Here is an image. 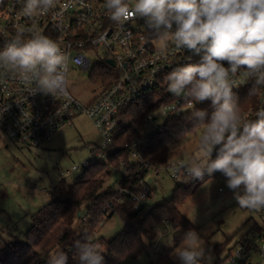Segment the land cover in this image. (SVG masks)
Segmentation results:
<instances>
[{"label": "clouds", "instance_id": "clouds-1", "mask_svg": "<svg viewBox=\"0 0 264 264\" xmlns=\"http://www.w3.org/2000/svg\"><path fill=\"white\" fill-rule=\"evenodd\" d=\"M55 6L56 0H24L23 14H45ZM105 8L113 21L144 18L161 49L173 41L177 48L200 57L167 75L168 90L184 94L194 117L203 121L208 113L192 101H210L213 109L201 137L202 152L187 170L196 178L205 171L220 172L241 208H264V109L254 120L245 118L233 91L239 87L234 77L242 66L243 76L254 82L250 96L264 86V0H135L131 7L128 0H105ZM25 33L30 34L26 40ZM66 61L59 44L34 28H18L16 38L0 50V66L19 70L23 80L35 81L46 94L63 90ZM99 247L85 244L80 260L101 264ZM175 251L182 264H198L204 254L201 236L189 231L183 247Z\"/></svg>", "mask_w": 264, "mask_h": 264}, {"label": "built area", "instance_id": "built-area-1", "mask_svg": "<svg viewBox=\"0 0 264 264\" xmlns=\"http://www.w3.org/2000/svg\"><path fill=\"white\" fill-rule=\"evenodd\" d=\"M134 2L128 0L130 7ZM23 7L24 0H0V42L4 45L11 43L20 27L34 28L55 40L67 57L63 71L65 84L58 94H46L38 89L35 81L23 80L19 70L0 66V131L10 140L23 146L38 147L54 131L71 125L72 120L82 113L92 121L102 138L101 144L92 149L91 155L104 158L116 136L123 130L122 112L139 101L146 92L164 91L170 99L146 113L140 123L132 121V116L126 119L137 132L124 147L131 161L140 162L153 136L169 118L194 110L184 94L177 96L168 90L167 75L176 67L197 63L200 57L177 48L173 41L161 49L155 34L146 29L144 18L134 17L123 23L113 21L105 8V0H56V6L47 13L31 17L23 14ZM29 35L25 33L22 39L26 40ZM93 50H99L104 55L97 65L102 67L107 64L111 69L108 81L103 82L102 75L99 77L102 88L98 94L88 104H83L68 92L66 77L70 65L89 68L92 62L88 53ZM188 56H192V59L188 60ZM243 71L242 66L234 77L239 85L234 91L254 83L243 76ZM257 96L256 106L242 113L249 120L256 119L257 111L264 109V86ZM192 104L197 108L201 103L192 101ZM104 150L108 153H104ZM166 166H169L173 179L178 177L180 170L189 175L181 161ZM120 167L126 173L123 161H120ZM153 168L158 170L159 165ZM215 176L226 183V177L220 172H215ZM218 190L221 191L222 187L219 186ZM125 193L130 194L135 207H142L146 211L152 207L146 205L150 187L144 179L135 189L125 190ZM256 211L264 215V208ZM163 222L167 223L166 220ZM261 227V230L245 234L222 264H264V224Z\"/></svg>", "mask_w": 264, "mask_h": 264}, {"label": "rangeland", "instance_id": "rangeland-1", "mask_svg": "<svg viewBox=\"0 0 264 264\" xmlns=\"http://www.w3.org/2000/svg\"><path fill=\"white\" fill-rule=\"evenodd\" d=\"M88 54L91 66L84 69L70 65L66 77L68 92L83 104H88L102 88L101 80L95 78L94 73L100 71L101 67L97 64L104 55L99 50ZM72 121L71 125L54 131L38 147L23 146L0 131V247L11 240H23V234L31 223V215L51 201L52 197H57L60 191L65 192L83 172L84 162H105L106 156L100 158L91 155L92 149L102 141L92 121L82 113ZM204 130L205 126H202L196 134L188 135L172 145L168 150L167 163L155 164L159 165L158 170L153 168L155 165L150 167L144 176V181L150 187L146 205L154 206L170 199L178 184H192L194 175H186L180 170L178 177L173 179L169 166L165 165L181 161L186 167L200 156ZM218 148L219 145L213 152H217ZM107 151L104 150V153ZM122 174L123 169L119 167L106 178L103 186L117 187ZM219 186L222 187L221 191L218 190ZM192 188L178 208L202 238L204 254L198 259V264H220L233 244L245 234L255 232L254 224H264V215L256 210L241 208L233 191L227 188L226 183L220 182L215 173L209 175L205 171ZM150 227H153V236L146 241L145 250L137 257H125L118 264H182L175 250L183 247L186 236L176 244V229L171 223H164L163 220L155 222L149 218L145 228ZM122 228V219L113 214L88 234L85 223L78 225L77 232L82 233L88 242H93L97 238L110 240ZM56 259V253L51 251L43 255L42 263L62 264ZM77 264L88 262L80 261Z\"/></svg>", "mask_w": 264, "mask_h": 264}, {"label": "trees", "instance_id": "trees-1", "mask_svg": "<svg viewBox=\"0 0 264 264\" xmlns=\"http://www.w3.org/2000/svg\"><path fill=\"white\" fill-rule=\"evenodd\" d=\"M5 46L0 42V50ZM110 69L107 64H103L100 71L94 73V77L99 79L102 75V81L106 82ZM252 86L253 83L238 91L233 90L242 113L258 103L257 94L249 95ZM169 99L164 91L146 92L139 101L122 112L123 130L114 139L112 151L107 154L105 162H87L83 172L65 192L60 191L57 197H52L51 201L34 212L30 226L23 234V240H11L0 247V264H42L43 255L51 251L56 253L57 262L77 264L81 261L79 257L85 244L100 246L97 251L103 257L101 264H118L125 257H137L145 250L146 241L153 236V227L145 228V222L149 218L155 222L166 220L171 223L176 229V244L189 231H194L196 227L180 213L178 206L194 189L192 187L198 182V178L194 177L195 180L188 186L178 184L173 197L147 211L142 207H135L130 194L125 193V190L132 191L136 188L151 166L166 164L169 148L188 135L196 134L208 122L213 111L210 101H205L197 106L208 113L203 121L194 117L192 112L169 118L153 136L151 145L142 155L143 160L131 161L124 144L136 135L137 130L126 119L132 116V121L140 123L146 113ZM216 154L217 152H213L211 158L215 159ZM120 161H123L126 173L121 175L117 187H104L106 178L120 167ZM180 190L181 194H177ZM113 214L122 219L123 228L112 239L97 238L88 242L82 233L77 232L78 225L85 223L88 234ZM254 225L256 230H261V225Z\"/></svg>", "mask_w": 264, "mask_h": 264}, {"label": "water", "instance_id": "water-1", "mask_svg": "<svg viewBox=\"0 0 264 264\" xmlns=\"http://www.w3.org/2000/svg\"><path fill=\"white\" fill-rule=\"evenodd\" d=\"M108 62H111V60H108Z\"/></svg>", "mask_w": 264, "mask_h": 264}]
</instances>
